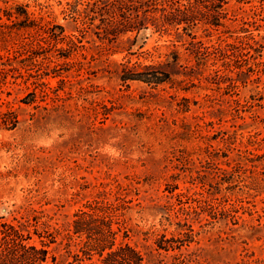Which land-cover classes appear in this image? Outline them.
<instances>
[{
  "label": "rangeland",
  "instance_id": "obj_1",
  "mask_svg": "<svg viewBox=\"0 0 264 264\" xmlns=\"http://www.w3.org/2000/svg\"><path fill=\"white\" fill-rule=\"evenodd\" d=\"M94 1L0 0V226L45 237L47 264H100L70 223L102 201L142 264H264V0L198 22V57L151 26L105 39Z\"/></svg>",
  "mask_w": 264,
  "mask_h": 264
},
{
  "label": "trees",
  "instance_id": "obj_2",
  "mask_svg": "<svg viewBox=\"0 0 264 264\" xmlns=\"http://www.w3.org/2000/svg\"><path fill=\"white\" fill-rule=\"evenodd\" d=\"M96 0L90 11L99 17V29L105 39L120 34L140 32L151 26L161 34L174 33L191 37V52L201 56L200 43L195 40L191 30L198 22L213 27L219 26L222 8L226 0ZM172 65H178V56L172 52ZM167 66L146 67L137 72L122 68L120 80L140 81L147 85H160L170 78ZM181 67V66H178ZM87 208V209H86ZM117 207L108 202L94 201L85 209L78 210L70 223L72 235L83 237L80 253L83 259L91 261L97 257L100 264H142L141 254L125 242L128 230L115 215ZM33 233L40 240V247L30 243L28 226L14 227L10 224L0 226V264H47L48 252L42 242L43 237L36 230ZM47 237L52 238L51 234ZM70 237V235H69ZM157 248L167 251L162 244ZM75 260L82 262L78 255ZM53 261V258L51 259Z\"/></svg>",
  "mask_w": 264,
  "mask_h": 264
}]
</instances>
